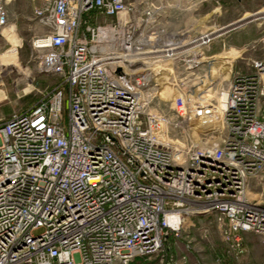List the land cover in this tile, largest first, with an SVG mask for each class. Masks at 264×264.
Returning <instances> with one entry per match:
<instances>
[{"label":"built area","instance_id":"obj_1","mask_svg":"<svg viewBox=\"0 0 264 264\" xmlns=\"http://www.w3.org/2000/svg\"><path fill=\"white\" fill-rule=\"evenodd\" d=\"M31 1L39 72L62 82L0 122V264L164 259L199 215L238 255L245 235L264 247V203L250 198L264 184V58L212 95L201 59L212 34L180 41L159 28L179 5Z\"/></svg>","mask_w":264,"mask_h":264},{"label":"rangeland","instance_id":"obj_2","mask_svg":"<svg viewBox=\"0 0 264 264\" xmlns=\"http://www.w3.org/2000/svg\"><path fill=\"white\" fill-rule=\"evenodd\" d=\"M164 1L179 5L162 13L165 18L159 28H164L167 34L180 41L212 34L213 41L202 49L201 54L204 61L202 73L206 76L204 83L212 95L229 82L232 73H245L252 60L264 58V19L246 20L258 13L264 16V0ZM8 7L9 24L5 32H0V90L6 103L3 109L11 114L13 105L20 107L30 103L32 107L46 91L57 88L62 81L56 75L39 72L40 54L32 47L38 30V25L32 20L34 3L31 0H12ZM227 53H230V58L224 56ZM67 94L68 89L66 97ZM260 107L259 116L264 120V103ZM67 111L68 103L65 125L68 124ZM251 184V200L264 203V184ZM224 231L225 228H220L213 215L193 217L186 221L181 239L168 240L164 259L160 254L147 261L137 259L132 264H215L217 258L226 260L225 264H264V247L256 236L242 237L240 243L244 253L238 255L236 248L227 246L233 243L226 240ZM186 245L190 246L192 254L191 260L184 262L182 257L188 255ZM170 248L175 249L174 254L170 253Z\"/></svg>","mask_w":264,"mask_h":264},{"label":"crops","instance_id":"obj_3","mask_svg":"<svg viewBox=\"0 0 264 264\" xmlns=\"http://www.w3.org/2000/svg\"><path fill=\"white\" fill-rule=\"evenodd\" d=\"M260 15H262V13H258V14H256V15H251V16H249L246 20L248 21V20H251V19H264V16H260ZM7 28V27H6ZM6 28L5 29H2L0 32H5L6 31ZM3 36V35H2ZM233 54V53H232ZM226 58L228 57V58H230L231 56H230V53H227V54H225L224 55ZM17 60H18V57L16 58ZM16 60V61H17ZM250 60V59H249ZM252 60V59H251ZM5 102V97H4V93L0 90V122H2V121H7L8 119H9V117H10V115H12V113L13 114H15V113H22V112H25L26 110H28L29 108H30V103H28V104H26V105H24V106H20V107H18V106H12V113L11 114H7L6 113V111L3 109V106H4V104H6V103H4ZM261 108V107H260ZM264 116V115H263ZM264 119V118H263ZM189 260H191L190 258H189ZM225 263H226V261H225Z\"/></svg>","mask_w":264,"mask_h":264},{"label":"bare ground","instance_id":"obj_4","mask_svg":"<svg viewBox=\"0 0 264 264\" xmlns=\"http://www.w3.org/2000/svg\"><path fill=\"white\" fill-rule=\"evenodd\" d=\"M12 1V0H11ZM228 58V57H227ZM163 78H167V80H169V77L166 75V74H164L163 75ZM169 82V81H168ZM172 88H171V86L167 83V84H165V88H164V90H163V94H168V93H170L169 91L171 90Z\"/></svg>","mask_w":264,"mask_h":264},{"label":"trees","instance_id":"obj_5","mask_svg":"<svg viewBox=\"0 0 264 264\" xmlns=\"http://www.w3.org/2000/svg\"><path fill=\"white\" fill-rule=\"evenodd\" d=\"M169 251H170L171 254H174L175 249H171L170 248Z\"/></svg>","mask_w":264,"mask_h":264}]
</instances>
